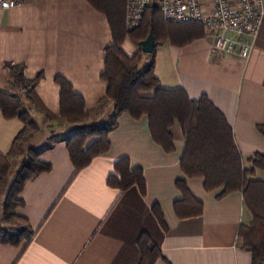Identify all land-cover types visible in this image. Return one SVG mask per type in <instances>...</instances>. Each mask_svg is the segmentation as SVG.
I'll list each match as a JSON object with an SVG mask.
<instances>
[{
  "label": "crops",
  "instance_id": "crops-1",
  "mask_svg": "<svg viewBox=\"0 0 264 264\" xmlns=\"http://www.w3.org/2000/svg\"><path fill=\"white\" fill-rule=\"evenodd\" d=\"M112 43L107 16L88 0H30L0 9V91H15L8 63L24 65L28 79L42 74L32 101H26L39 126L28 146L52 166L26 182L23 204L15 210L34 229L33 240L0 243V264H139L143 232L163 252L154 264H252V253L238 245L240 226L252 219L243 193L220 198V189L205 190L204 178L183 173L185 140L179 128L174 130L175 150L168 153L154 141L146 115L135 119L123 113L110 133L108 152L77 171L67 141L78 124L62 121L61 88L55 79L68 80L87 111L99 109L90 123L103 120L112 109L110 102L100 107L108 89L102 78L106 47ZM212 44L207 33L183 46L164 41L156 49L155 74L162 88H182L191 99L207 96L232 126L250 167L251 158L264 156V20L247 59L216 54ZM122 47L132 56L141 45L127 38ZM23 127L19 118L7 119L0 109V155L11 153L12 165L18 159L22 165L24 149L12 147ZM124 157L132 168H143L145 194L136 185L121 192L108 183L115 163ZM250 177L264 180V170L258 168ZM180 179L203 203L202 214L177 215ZM4 203L0 226H8ZM156 204L166 227L154 214Z\"/></svg>",
  "mask_w": 264,
  "mask_h": 264
},
{
  "label": "trees",
  "instance_id": "trees-1",
  "mask_svg": "<svg viewBox=\"0 0 264 264\" xmlns=\"http://www.w3.org/2000/svg\"><path fill=\"white\" fill-rule=\"evenodd\" d=\"M88 1L107 16L112 29L113 43L106 47L105 70L102 73L108 89L100 104L104 107L110 102L112 109L103 120L90 123L99 109L87 111L84 98L75 92L72 84L62 76L56 77L61 88V119L69 124H78L67 141L68 152L77 171L87 167L95 157L108 152L111 147L110 133L118 126V118L123 113H129L135 119L146 115L154 141L168 153L175 150L174 130L179 128L185 140L180 160L183 173L189 178H204L205 190L220 189V198L234 191L243 193L252 219L240 226L238 245L252 253V264H264V180L250 177L256 169L264 170V156L259 154L251 158L252 165L246 167L233 128L214 103L207 96L191 99L182 88H162L155 74L156 49L161 43L169 40L177 45H186L206 36L204 26L197 21L170 22L153 3L145 10L140 25L129 29L125 23L127 0ZM151 28L156 38L154 51L145 53L140 48L136 54L129 56L122 47L125 40L130 38L140 44ZM8 66L15 91H0V109L5 118H19L24 123L12 150H25L22 165L4 203V220L8 226H0V243L20 245L22 242L30 243L35 235L29 221L16 214V208L23 204L20 195L27 181L50 171L52 166L40 159L37 149L23 146L39 130L26 107V101H32V91L42 74L28 79L24 65L8 63ZM101 121H105L104 125L98 126ZM261 130L264 132V127ZM10 157L11 153L0 155V182L8 175ZM108 183L121 192L135 185L143 194L147 189L143 168H132L130 159L126 157L115 163ZM176 186L182 193V199L174 203L177 215L186 218L202 214L204 205L192 194L186 181L177 180ZM153 211L166 227L159 205H154ZM138 245L141 252L139 264H154L164 257L160 246L147 232L140 235Z\"/></svg>",
  "mask_w": 264,
  "mask_h": 264
},
{
  "label": "built area",
  "instance_id": "built-area-1",
  "mask_svg": "<svg viewBox=\"0 0 264 264\" xmlns=\"http://www.w3.org/2000/svg\"><path fill=\"white\" fill-rule=\"evenodd\" d=\"M30 0H0V9ZM156 3L164 18L181 23L197 21L213 37V52L247 59L264 20V0H127L125 23L140 25L145 10Z\"/></svg>",
  "mask_w": 264,
  "mask_h": 264
},
{
  "label": "rangeland",
  "instance_id": "rangeland-1",
  "mask_svg": "<svg viewBox=\"0 0 264 264\" xmlns=\"http://www.w3.org/2000/svg\"><path fill=\"white\" fill-rule=\"evenodd\" d=\"M104 123H105V121H101L97 125L102 126V125H104ZM29 141H30V139L28 141H26L23 146H25V147L28 146ZM24 150H25V148H24ZM18 160H15V163L12 165V162L14 160L12 159V157H10V164H11L10 170H9L6 178L2 182H0V218H3L2 217L3 214H2L1 209H2L3 203L6 200L7 192H8L9 187L11 186V184H12V182L16 176L18 169L20 168V164H19Z\"/></svg>",
  "mask_w": 264,
  "mask_h": 264
},
{
  "label": "water",
  "instance_id": "water-1",
  "mask_svg": "<svg viewBox=\"0 0 264 264\" xmlns=\"http://www.w3.org/2000/svg\"><path fill=\"white\" fill-rule=\"evenodd\" d=\"M155 43L156 38L154 34V29L151 28L148 36L146 37V39L141 41L140 45L145 53H152L155 49Z\"/></svg>",
  "mask_w": 264,
  "mask_h": 264
}]
</instances>
